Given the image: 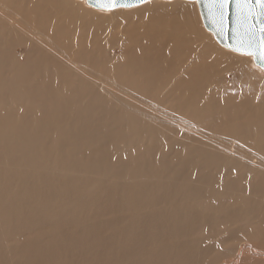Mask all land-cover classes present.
Here are the masks:
<instances>
[{
	"label": "bare ground",
	"instance_id": "1",
	"mask_svg": "<svg viewBox=\"0 0 264 264\" xmlns=\"http://www.w3.org/2000/svg\"><path fill=\"white\" fill-rule=\"evenodd\" d=\"M79 1L84 2L88 7H90L88 9L90 10L89 12H91L90 14H92L90 15L91 17L90 16L84 17V14L78 10L79 4L76 3V1L74 0H0V101L3 104L7 105V103L10 100V104H11L10 105L11 112H9L8 110V117H7L9 121L6 122L7 119L5 121V117L0 116L1 117L0 119V125H1L0 126V160L1 159H4L3 161L6 160L7 163H5V166L8 164L7 165L8 167H10L9 165L13 164L11 163L12 161H15V162L18 161V163L25 161L28 164L33 163L34 167L30 168L29 170L25 168L24 170L26 172L23 175L25 177L24 183H23L24 187H22L21 190L22 189L24 190L22 191L24 193L22 194L23 195L22 199L23 201H25V203L32 199L33 201L35 200L34 203L36 202V205H34V208L28 212L24 211V208H22L24 205V202H21L19 200L20 196L16 194H14L12 197H9L6 200L5 205L2 204V207L4 205L6 206V208L8 207L9 204H12L11 211L9 212L6 211L8 215V217L6 218H12L14 216L18 217L17 223L10 226L9 227L10 232H6V233H15L21 227L22 223L26 220H31L30 226L32 227V229L43 223L54 225V226L51 225L52 227L51 229L49 228L50 230L48 229L49 230L48 238L45 235L46 236L45 242H42V239L40 242L38 241L36 242L35 238L33 239L28 238L27 241L22 244V247H24L27 250V253L25 252L26 254L30 253L29 250H31L32 248H35L38 243L42 246V247L40 246L39 248L41 250L43 248L42 256H40V254L33 255L32 253L29 254L30 256L27 255L26 260L29 263L37 261L38 258H41V260L43 259L46 262L55 261L57 257L61 255V254L56 255L55 253V250L58 249V246L65 244V243L71 244L72 240L76 246H81L82 244H84L83 240L79 239L77 235H76L77 238H75L74 236L73 239L62 236L61 233L64 232L67 234L66 231H69V229H66L65 231H62V230H64V227L69 226L68 223H71V226L73 225L75 227L74 222L77 220L76 217H78V215H80V217H83L79 213H81V211H83L82 209L88 204L90 203L95 204L98 209L104 208L108 206L109 204H113L112 199H114L117 192L120 190V187H118V183L112 184L111 186L105 185L104 179H102L103 177L101 176L102 172L103 171L106 172L107 169L110 170V168L111 170L112 169L115 170L118 167H119L118 169H121L120 166H122L123 168V165H124V168L125 166L131 165L128 161H125V160L124 161L119 160L121 162H116V163L110 160H107V157L104 155L106 153L104 154L96 153L97 154L96 155L94 152L93 154H95V156L94 157L92 156L93 159L88 160L86 162L83 161V158L81 160L76 159V158L73 159L74 156L73 158H71L70 155L84 150L85 146L87 147L90 146V148L92 146H93L92 148H94L95 146V149H97L96 144H99V148L101 146L105 147V144L107 142H113L114 139L120 136H131V138L135 137V133L133 131L134 129H132L131 127L129 131L126 133L122 131L123 124L120 123V118L117 117L118 113H117V116L112 115V120L115 123L112 125H109L108 121H109V117L112 114V107L105 105V108L101 109L98 115H94L93 106H89L86 109L77 108L75 109L74 112L70 111L73 113L71 114L70 118L68 117L69 119L66 118L67 119L66 124H63L62 122V127H64L65 129L63 136L61 135L58 138L54 139L53 138L54 131L52 129H54V127L57 126L61 122L62 118L65 119L64 118L65 113L69 112L68 108H70L69 104H70V100L72 99L71 97H68V95L70 94L74 95L75 94L74 91L66 92L65 94L67 96L65 97L62 96V101H61L62 103L60 105H57L55 108H52V109L49 108V110H45V112H43L41 116L37 117L38 119L35 125L34 124L27 125L25 123L31 116L30 110L26 109L25 112L23 113H17L16 111H14V107L16 106L18 102L17 99H19L21 96L27 95L28 97L32 98L33 100L32 103L35 104V102L36 103L40 102L39 99L41 97L45 95L53 94L56 90H58L59 87L51 86V84L53 83H51V78L49 79V77H52L54 73L55 74L58 73L59 75H61V80H64V82H66L67 80H69L70 72L74 73L77 70H83L84 74H89L88 72L93 71L92 68L91 69L86 68L89 66L86 63L76 60L75 57L72 55L69 56L67 54H64V52L60 50V47L56 44V41L54 40V38H51L48 32L52 31L54 34V37L55 35H57L62 41H67L70 39V36L72 34H75L76 38H78V37H81L83 33L86 34L87 32L90 31L91 39L87 44L83 45V49L80 52V54L82 53V56L79 55L77 58V59L82 60L83 57L86 56L84 55V49L86 50L85 53L87 54V57L88 56L91 57L90 49H92L93 47L92 44H94L96 37L101 32V29L99 27L100 25L104 24L105 21H107L108 22L107 28L103 32L106 34L104 35V37H102L104 40V44L107 45L106 52L108 53L110 51L111 44L114 41H118L116 45L120 48L121 53H122L120 54V64L118 63L119 66H117L115 61L112 63L113 65L116 64L115 67H112V71L114 73H118L123 80H126L131 86L130 87L128 85V87L133 88L131 90L135 89V90L151 93L153 90H156L162 84L166 97L173 95L174 93L175 94L178 93L179 98L177 100L174 99L177 101L178 107L183 108V109L185 108L187 111L191 112L192 115L196 116V119L199 116L201 117V114L204 113V111H208L210 108H212V106L223 108V106L228 104L225 98H221V100L211 99L209 100V102H207L203 106V105H200L201 102L198 103L199 101L196 99V97L198 95L197 92H199L200 87L204 85L207 78L210 77L212 74H217V77H218L221 71L224 70V68L227 65H230L231 63L229 62L230 60H233L232 65H234L237 72L239 73L238 75L239 78H238V81L236 82L238 86H243L246 84L248 86H252V85H255L256 83L255 81H253L255 79L253 78L250 72V69L247 66L245 61H250V59H252L253 61L252 65L254 66L253 68L264 69L255 62L254 56L252 54L239 53L235 50H232L230 48H227L221 45L215 38L214 33L205 27L201 13H200L204 27L208 30V32L212 36L211 43H210V39H207L209 37L206 36L205 32L202 33V35L200 36L203 37V35L205 34L204 35L205 39H207L209 42L206 45L202 46V49H199L198 51L196 50L198 53H195V50H193L190 56V59L188 60L189 62L185 63L184 66L182 65L180 72L177 73L179 75L176 74L177 77L171 80L172 78L169 79L170 78L169 75L175 74L176 71H179L178 70V66H179L178 58L181 55L183 56L187 43L190 41H193V39L196 38V36L198 35L197 33L200 31V28H198V23L200 21L197 23L195 17L193 16V14H191L192 12L190 11L194 7L195 3L196 5H198L197 0H166L167 2H169V3H166V5L164 4L165 2L163 3L161 2V0H148L138 5L121 6V7H117L114 9L97 8V7H94L88 4L86 0H79ZM198 8H199V5H198ZM199 12H200V9H199ZM202 39H200V41ZM214 40H216L222 46V48L226 50H230L231 52L235 54L233 55L230 52L224 51V49L223 50L219 49L220 46L218 47V45L215 47L214 45H212V44H216ZM19 43L24 44V46H26V48L22 46L24 50L26 51L25 60H24L25 64L19 63L20 62L19 57L16 56L14 52L16 49L13 51L11 47L12 45L19 44ZM82 43L83 42L80 41L77 44L78 46L82 47ZM33 45L44 48L45 50L48 51V53H44V54L35 56L34 58L30 59V53L32 52ZM128 49H130V51L133 52L132 55L134 57H130L129 55H127V53L129 52ZM189 52L190 51H187L186 53H189ZM49 53H52L56 57V60H50V58L47 56ZM239 54L242 56H239ZM135 55H140V56L135 57ZM214 56L220 57V59H217ZM243 56H247L250 59L243 57ZM99 64L100 63L98 62L97 65ZM210 65H212L211 68H210ZM34 75H37V76L45 75L46 76V80H44L45 82L41 83V85L34 86L30 82L31 81L30 78ZM19 79H21L20 83H19ZM166 79L167 80L169 79L168 81H170V83L166 84L167 82ZM260 79L262 80L261 77ZM99 80H101V78H99ZM164 81H165V84H164ZM259 82H260L259 85H261V87L257 90V92L261 91V89H264V79ZM94 83L95 84L97 83L96 80L95 81L93 80L92 83H87V86L95 89L97 85H95ZM125 87L127 88L126 85ZM219 88H221V86H219ZM119 90H122V89H119ZM263 93H260V95H262ZM133 96H136V95L133 94ZM143 100L144 99H141L140 101H143ZM262 100L263 101L260 102L259 105L256 106L257 107L256 110L254 111L250 110L248 116L246 117L237 118L238 116L236 112L239 109L237 107L236 108L234 107L235 109L230 110V114H229L230 118H233L235 116L237 119H240L237 121V123L235 122L236 125L234 127H235L236 132H238V134L241 133V136H243L242 138L248 137V139H250L251 137L253 138L255 137L254 139L259 143H264V98ZM173 103H176V102H173ZM252 104L250 100H246L244 105L250 106ZM223 111L225 110L223 109ZM45 113H48V114H45ZM84 114H86L85 118H84ZM124 115H126L125 112H124ZM215 115H216V112H215ZM100 118L103 119V123L99 122L101 121L99 120ZM181 119L182 118H180V120ZM260 120L261 122H259ZM180 127H183V126H180ZM124 130L126 131V129ZM141 132L142 130H139L138 134H136V137L141 135ZM52 138L54 142L52 147H53L54 152L56 153V156L55 158L53 156L52 158L54 159L50 160V162L47 160L48 162L44 164L38 160L39 158L37 156L38 155L41 156L43 152L44 153L46 152L44 151L46 149V144H48V142L51 141ZM48 139L50 140L47 142ZM225 143H227V141ZM261 146L263 148V145ZM227 147L229 146L227 145ZM227 147H225V145L221 146V150H220L222 153L224 152V154L226 155L225 156L224 154L221 153V155L225 156V157L224 156L221 157V158H225L224 159L225 161L230 160L231 157L229 156H232V155H233L232 157H234L233 158L234 160L235 159L238 160L242 158L238 153L239 152L238 149H236L237 151L235 149H232L233 151H231L230 148H227ZM237 147L238 145L234 146V148H237ZM218 149L220 148L218 147ZM250 150L251 151H249L248 153H250L251 155H253L256 152V150L253 148H251ZM262 151H264V149ZM219 153L214 152V150L212 151V150H207V149H203L200 147H191L189 151L187 152L186 156H183V162L184 164H188L190 162L192 163L191 160L195 158L194 155L196 154L200 155L201 157H204V159L207 158L208 160L212 162V160L216 161L215 159H218L219 157L218 155H220ZM136 155H138V153ZM77 157H78V154H77ZM135 157H136L135 159H137L138 156H135ZM233 159H231L230 162L234 161ZM15 162L14 164L16 165ZM34 162H35V165H34ZM249 162L251 161L248 160L247 163ZM18 163H17L18 167H16V170L17 168H19L18 169L19 171H15L13 167H12L13 171H10L12 169H9V172H8V170H6L8 169V167H6V169L3 168L1 170L0 190L3 189L4 185L5 186L8 185L7 182L9 183L13 181L15 178L17 179L20 173L22 175L23 172L20 171L21 169L20 167H22L21 166L22 163H20V167ZM212 163L214 164V162ZM23 164L26 165L25 163ZM58 166H61V168L65 171V173L69 171H73V172L75 171V173L76 171H79L80 173H82V171L84 172V169H89V170L96 172L100 177L98 175H95L94 178L91 179V181L89 182L87 181L88 182L87 185L83 182V179L80 177H76L73 175L69 177V173H66L68 174V175H65L67 177H64L61 174L62 176H59L58 178V177L53 176L54 175L53 173H56L53 171L58 169ZM149 166H151L150 163H149ZM52 167H57V168L53 170ZM58 170L60 173L61 169H58ZM123 170L121 169V171L118 173L123 172ZM64 171L62 172L64 173ZM178 171L176 170V172ZM128 172L130 171H124L125 174H122V176L124 175L126 176ZM115 173H117L116 170H115ZM141 173L142 172H140V174ZM83 175L84 174L82 173V176ZM120 177L121 175H119V178H114L113 176L114 179H118V180L121 179ZM19 178H22V176ZM123 178H126V177H123ZM236 180H239V179H236ZM18 181H20V179ZM115 182H117V180H115ZM122 182H119L120 185ZM237 182L238 181H233L230 178L229 182L227 183L226 192L229 189V190H235V193H238L236 192L238 188ZM124 184L121 186V188L125 189V190L121 189L124 191V195H125L124 197L125 201L123 202H125V204H127L128 206H132V207L137 206L138 202L143 198V195L149 192L150 190H154L156 187V186L150 185L148 182L139 183L140 185H135L134 187H130V188L126 185L127 183L125 184V187H124ZM179 185L181 186V184ZM253 185L255 184H252V186ZM84 186H87L85 188L86 190L87 189L89 190L88 193L86 190L84 192V189H85ZM207 186L209 187V185ZM258 186L259 185H257V187ZM257 187L256 189H259L260 191H264V183L262 185L260 183V186L258 188ZM19 188H20V185H19ZM102 188H104V190L106 191L102 190ZM56 189L58 191H54ZM21 190L18 192L22 193ZM178 190H179L178 187H174L170 190H166L162 194V196H173L176 194ZM246 190L248 189L246 188ZM204 191L205 190H203L202 188H199V189L194 188V190L192 191V194L194 196L197 195L196 197L199 198L201 195H205L203 194ZM224 193H225L224 189H220L217 191V194L219 195H222ZM53 195H56V197H52ZM213 197H217V195ZM93 198H94V201H93ZM98 198L100 200V205L96 201ZM52 199L57 200V201L60 199L63 202V204L65 201L66 202L69 201L68 204L70 205L73 204V205L67 206L64 204L62 206L63 208L59 212H55V210L52 208V203L54 201ZM234 199H232V201ZM232 201L230 203H232ZM181 203L182 204L179 203V206L176 204L178 207L170 210L171 212H169L166 215L171 220V224L173 226L172 230L175 228H178V232H182V230H185V229L187 230L191 227L193 228L197 226L200 223V221L203 219L201 215L202 211H199L195 209L192 205H190L189 200L187 199L183 200L181 201ZM249 207L251 208L250 205ZM229 212H231V209L225 208V213H229ZM260 212H261V215L262 214L264 215L263 211H260ZM146 213H144L145 215H141V214L134 215L133 220H132V223H135L134 228H130V229L127 228L126 230L124 229L120 231L121 237L119 236L120 240H119V243H117V246H116L117 249L114 246L111 247V248L116 249V252L114 255L117 260L121 262H125L127 264H172L173 261L175 260L177 261V264L179 263L183 264L181 263L183 262L182 260H186L191 256H193L194 258H198L197 256H195L194 252L188 248V246L190 245H188L187 242L184 241L180 243L181 248L180 250L178 249L179 252L176 255H174L173 258L171 257L172 258L171 259L168 256V253L170 254L169 251L175 246V244L171 243L169 233L168 232H163V233L152 232L151 230L153 228L152 226L156 225L160 217L161 216L163 217L164 212L161 215L156 212H153L149 215ZM2 214L5 215V212L3 211ZM206 216L209 218L212 217L211 213L206 214ZM237 216L238 215H236L235 217ZM227 217H229L228 214H227ZM251 222H254V221L252 220ZM4 226H6V224ZM69 228L71 229L73 227H69ZM85 232L88 237L94 234L93 229H87ZM166 234L168 235L166 236ZM195 238L196 237H194V239ZM111 240H110V243H111ZM115 240L118 242L117 238L114 239V241ZM244 243L246 247L248 248L250 247L251 249L250 253L252 254V257L257 256L256 258L260 257L262 260L264 259V249L253 247L252 244H251L252 247L248 246L247 244H250V243H246L245 241ZM180 245H178L177 247H180ZM104 246H105V243H102L99 246L98 245L96 246V250L98 251V253L105 254L103 252ZM37 249H34V250H37ZM41 250H38V252H42ZM85 252H88V251L85 250L84 253ZM241 252H238V255L236 254L237 256L234 259H231L228 261L223 260L222 263L219 261L220 264H245L246 260L242 256ZM85 255L87 256V254ZM144 255L148 256V260L147 259L144 260V257H145ZM80 257L82 259L83 256H80ZM198 259L193 260L192 262L199 264L198 261L200 259L199 260ZM117 260H116V263H117ZM2 261H5V260H2ZM192 262L188 261V263H192ZM110 263L112 262L108 261V264Z\"/></svg>",
	"mask_w": 264,
	"mask_h": 264
},
{
	"label": "rangeland",
	"instance_id": "2",
	"mask_svg": "<svg viewBox=\"0 0 264 264\" xmlns=\"http://www.w3.org/2000/svg\"><path fill=\"white\" fill-rule=\"evenodd\" d=\"M74 1H76V3L79 4L78 10L84 14V17L92 15V14H90L91 12H89L90 10L88 9L90 7H88L84 2L79 1V0H74ZM161 2H163V3L165 2L164 3L165 5H166V3H169L166 0H161ZM190 11L192 12L191 14H193V16L195 17L197 23L200 21L198 23V28H200V31L197 33L198 35L196 36V38L193 39V41H190L187 43L185 50H184V54L187 57L183 54V56L181 55L178 58V62H179L178 70L179 71H176L175 74L169 75V77H170L169 79L172 78L171 80H173L175 77H177V75H179L177 73L180 72L182 65L184 66L185 63L189 62L188 60L190 59V56H191L193 50H195V53H198L197 51L199 49H202V46L206 45L209 42L207 39H210V43L212 40L211 34L208 32V30L204 27V25L202 23L199 8H198V5H196V3L194 5V7L192 8V10H190ZM85 22H87V21H85ZM107 25H108L107 21H105L104 24L100 25L99 28L101 29V32H100V34H98V36H97L98 38L96 37L94 44H92L93 45L92 49H90L91 50L90 51L91 57H89V56L87 57V54L85 53L86 50L84 49V55H86V56H84L82 60L77 59V58L79 55L82 56V53L80 54V52L83 49V45L87 44L91 39V32L90 31L87 32L86 34L83 33L81 35V37H78V38H76L75 34H72L70 36V39L67 41H62L57 35H55V37H54V34L52 31H50V32L47 31L50 34L51 38H54V40L56 41V44L60 47V50H62L64 52V54H67L69 56L72 55L75 57L76 60H79V61L86 63L87 65H89L86 68H89V69L92 68L93 71L88 72L89 74H84L83 70H77L74 73L70 72L69 73V80H67L66 82H64V80H61V75H59L57 73L58 74V76H57V74L54 73L52 75V77H49V79L51 78V83H53V84H51V83L50 84L52 87H55V86L59 87L58 90H56L53 94H49V95H45V96L41 97L39 99V101H40L39 103H36L34 101L35 104L32 103V101H33L32 98L28 97L27 95L21 96L19 99H17L18 102H17L16 106L14 107V111H16L17 113H23V112H25L26 109L30 110L31 116L29 117V119L25 123L27 125L28 124L29 125H33V124L35 125V123H37L36 122L38 119L37 117L41 116V114L43 112H45V110H49V108L52 109V108H55L57 105H60L62 103L61 102L62 96L63 97L67 96L65 94L66 92H69V91L73 92L74 91V93H75L74 95H71V94L68 95V97H71L72 99L70 100V104H69L70 108H68L69 112L65 113V116H64L65 119L62 118V120L60 122L61 124L59 123L58 124L59 126L57 125L54 127V129H52L54 131L53 132L54 133L53 138L56 139L61 135L63 136L65 129H64V127H62V122H63V124H66L67 119H69L71 117V114L75 111V109H77V108L86 109L89 106H93L94 107L93 108L94 115H98L99 111L101 109L105 108V105L112 107V114L109 117V121H108L109 125H112L115 123L112 120V115L117 116V113H118L117 117L120 118V123L123 124L122 131L126 133L129 131V129L131 127L132 129H134L133 131L135 133V137L131 138V136H120L121 138L118 137V138L114 139L113 142H107L105 144V147L101 146L99 148V144H96L97 149H95V146H94V148H92L93 146L91 148H90V146H88V147L85 146L86 149L84 148V150H82V151L71 154L70 157L73 158V156H74L73 159L76 158L79 160H81L83 158V161L86 162L88 160L93 159V157L95 156L96 153L97 154L106 153L104 155L107 157V160H110L114 163L121 162L119 160L128 161L131 164V165L128 164L130 166H125V168H124V165H123V168H122V166H120L122 170L124 169L123 172L118 173L121 171V169H118L119 168L118 167L115 169L118 173L117 174V173H115L114 169L111 170V168H110V170L107 169L106 172L103 171L102 175H101L103 177V178L102 177L101 178L104 179L105 185L111 186L112 184L118 183V187H120V190L117 192L114 199H112L113 204H109L108 206H106L104 208L98 209L95 204L90 203L82 209L83 211H81V213H79L83 217H80V215H78V217H76L77 222L76 221H75L76 223L74 222L75 227L73 225L71 226V223H68L69 226L64 227V230H62V231H65L66 229H69V231H66L67 234L62 232L64 235L62 233H61V235L64 237L72 238V239L74 238V236H75V238H77V236H78L79 239L83 240L84 244L81 245L82 247L76 246L72 240L71 244L70 243L62 244V245L58 246V249L55 250L56 255L61 254L59 257H57V259H56L57 261L55 260L53 262L52 261L46 262L43 259L41 260V258H38L37 261L29 263L26 260L27 255L30 256L29 254L32 253L33 255L34 254H40V256H42L43 248L41 250L39 248L41 245L38 243L39 245L37 244V246L35 248H32V249L30 248L31 249V250H29L30 253L26 254L27 250L24 247H22V244L24 242H26L28 238H32V239L35 238L36 242L37 241L40 242L42 239V242H45L46 236L48 238L49 230L54 225L51 224L52 225L51 226L48 223H43V224H40V225H38L32 229V227L30 226L31 220H26L22 223L21 227L15 233H6V232H10L9 227L16 224L18 221L17 216H14L12 218H6V217H8L7 212L11 211V209H12V204H9L7 208H6V206H4L6 204V200L9 197H12L14 194L19 195L20 196L19 200L21 202H24V205L22 208H24V211H26V212L32 210L34 208V205H36V202L34 203L35 200L33 201V199L25 203V201H23V199H22L23 198L22 194H24L22 191H24V190L23 189L21 190V188L24 187L23 183H24L25 177L23 175H24V173H26L24 171L25 168H27L29 170L30 168H32L34 166H33V163L28 164L25 161H23V162L19 161L20 163H22L21 164L22 167H20V163H18V161H16V162L12 161L11 162V160H10L11 163H13V164H14V162L16 163V165L14 164L15 166L13 164H12L13 166L9 165L11 167L10 168L7 166L8 164L5 166V163H7V161L6 160L3 161L4 159H1L0 163H2V164H0V172L3 168L6 169V167H8V169H6V170H8V172H9V169H12V167H13V169H15V171H19L18 170L19 168H17V170H16V167H18V165H17V163H18L19 167L21 168L20 171H22L23 173H22V175H21V173L19 175V177L22 176V178L17 177V179L16 178L14 180L12 179L13 181H11L9 183L7 182L8 185L7 186L4 185L3 189L0 190V211H2V212L4 211L5 215H6L5 216L2 214V212H0L1 213L0 214V236H1L0 237V255H1L0 256V264H2V263H4V264H10V263L11 264H108V261L112 262L110 264H119V262H120V264H127L125 262H121V261L117 260L115 258V255H114L116 252V249H117V247H116L117 243H119V240L121 237L120 231H122L124 229L126 230L127 228L128 229L134 228L135 223H132L134 215L135 214L145 215L144 213H146V212H147L146 214H148V215L153 213V212L159 213L161 215L164 212L163 217L162 216L160 217L159 221L156 223V225L152 226L153 228L151 230H152V232H160V233L168 232L169 233L171 243L175 244V246H176V247L174 246L169 251L170 254L168 253V256L170 258L171 257L173 258V256L179 252V250L181 248L180 243L186 241L187 244L190 245V246H188V248L191 249L194 252L195 256H197L200 259L199 260L198 258H194L193 256H191L186 260H182L183 262H181V263H183V264H198V263L192 262L193 260H196V259L199 260L198 261L199 264H220V262L222 263L223 260L228 261V260L236 258V256L238 255V252H241V251H242L241 252L242 256L246 260L245 264H264V259L262 260L260 257L256 258L257 256L252 257V254L250 253V251H251L250 247L249 248L246 247L245 243H244V241H245L246 243H250V244H247L248 246L252 247V245H253V247H258V248L264 249L263 248L264 247V222H263L264 221V215L263 214L261 215V212H260V211L264 212V201H263L264 200V191H260L259 189H256L257 185L260 186V183H261V185L264 183V161H263L264 160V151H262L264 149V143L257 142L254 139L255 137L254 138L251 137L250 139H248V137L242 138L243 136H241V133L238 134V132H236L235 127H234L236 125L235 122L237 123V121L240 120L237 118H242V117L248 116L250 110H252V111L256 110V108H257L256 106L259 105V103L263 101L262 99L264 98V93H263L264 89H261V91H259V92H257V90L261 87V85H259V83H260L259 81H262L264 79V69L253 68L254 66L252 65L253 64L252 59L248 58L247 56H243V57L250 59V61H245V62L247 64V66L249 67L253 78L255 79L253 81H255L256 83H255V85H252V86H248L247 84L243 85V86H238L236 82L238 81L239 73L237 72L234 65H232L233 60H230L229 61V62H231L230 65H227L224 68V70L221 71V73L218 77H217V74H212L210 77H208L207 80L205 81L204 85L202 87H200L199 92H197L198 95L196 94L197 95L196 99L199 101L198 103L201 102L200 105H203V106L207 102H209V100H211V99L221 100V98H225L226 101L228 102V104L223 106V108L217 107V106H212V108H210L208 110L209 112L204 111V113L201 114V117L199 116L196 119V116L192 115L191 112L187 111L185 108H184L185 109L184 110L183 108L178 107L177 101H176L179 98L178 93H176V94L174 93L173 95L166 97L162 84L156 90H153L151 93L150 92L148 93L145 91H139V90H135V89L131 90L133 88H130L131 86L129 85V83L126 80H123L118 73H114L112 71V67H115L116 64H117V66H119L120 54H122V53H121L120 48L116 45V43H118V41H114L111 44L110 51L108 53L106 52L107 45L104 44V40L102 37H104V35L106 34L103 32L106 30ZM204 32H205L206 36H208L209 38L206 37L207 39H205V36H204L205 34L203 35V37L200 36ZM200 39H202V40L200 41ZM80 41L83 42L82 47L78 46V44H77ZM202 41H203V43H202ZM214 41L216 44H212V45H214L215 47L218 45V47L220 46L219 49H221V50L224 49L216 40H214ZM20 44L21 43L15 44V45H12L11 47H12L13 51L16 49L14 52H15L16 56L19 57V61H20L19 63L25 64L24 60H25L26 51L22 47V46H24V44H21V45ZM24 47L26 48V46H24ZM85 47H86V45H85ZM97 48H98V50H97ZM128 50H129V52L127 53V55H129L130 57H134L132 55L133 52H131L130 49H128ZM187 51H190L189 52L190 54L186 53ZM224 51L230 52L233 55L235 54V53L231 52L230 50L224 49ZM44 53H48V51L42 47H38L36 45H33L32 52L30 53V59L34 58L35 56H39L41 54H44ZM47 56L50 58V60H56V57L52 53H49ZM136 56H140V55H135V57ZM239 56H242V55L239 54ZM214 57L217 59H220V57H217V56H214ZM114 61L116 64L113 65L112 63ZM98 62L100 63L99 65H97ZM211 67H212V65H210V68ZM260 77L262 78V80L260 79ZM99 78H101L102 81L99 80ZM30 79H31L30 82L34 86H37V85H41V83L45 82L44 80H46V76L45 75H41V76L34 75ZM20 80L21 79H19V83H20ZM93 80L94 81L96 80V82L98 83V84L94 83L95 85H97V87L95 89L87 86V83H92ZM168 80L166 79V81H167L166 84L170 83V81H168ZM115 82H116V84H115ZM21 83H23V82H21ZM100 83H102L103 85ZM124 84L127 86V88L125 87ZM164 84H165V81H164ZM128 85L130 87H128ZM219 86H221V88H219ZM118 88L122 89V90H119ZM260 93H263V94L260 95ZM133 94L136 95L137 98H136V96H133ZM138 94L139 95L142 94V95L139 96ZM143 95H144V97H143ZM98 97H99V99H98ZM139 97L141 99H144V100L140 101L141 99ZM174 99H176V100H174ZM246 100H250L251 104L252 103L253 104L250 106H245L244 104H245ZM107 101H109V102H107ZM146 101H147V103H146ZM173 102H176V103H173ZM10 105H11L10 100L7 103V105L3 104L0 101V116L5 117V121L8 117V110H9V112H11ZM159 105H160V107H159ZM151 106H153V107H151ZM234 107L239 108L236 112L238 117L236 118L234 116L233 118H230V116H229L230 110L235 109ZM216 108H217V110H216ZM223 109L226 112L223 111ZM70 111H73V112H70ZM124 112L126 115H124ZM215 112H216V115H215ZM45 114H48V113H45ZM168 114H169V116H168ZM243 114H244V116H243ZM85 117H86V114H84V118ZM180 118H182V119L180 120ZM0 119H1V117H0ZM99 120H101V121H99L100 123L101 122L103 123V119L100 118ZM8 121H9V119H7L6 122H8ZM259 122H261V120ZM134 123H135V125H134ZM135 126H136V128H135ZM180 126H183V127H180ZM124 129H126V131ZM200 129H202V130H200ZM139 130H142L141 135L136 137V134H138ZM53 138L51 140L52 142L49 141L50 139L47 140V142L49 141L50 143L48 142V144H46V149L44 150L46 152L44 153L42 150L43 154H45V155L42 154L43 156L42 155L37 156L39 158L38 160L44 164L48 161L50 162V160L54 159L56 156V153L54 152L53 147H52L54 144ZM226 141H227V143H225ZM210 143H211V145H210ZM226 144L229 147H227ZM224 145H225V147L230 148L231 151H233L232 149H235V150L238 149L239 150L238 153L242 158L238 159V160L237 159L234 160L233 159L234 157H232L233 156L232 155L229 157H231V159H233L234 161L230 162L231 159L225 161L224 160L225 158H221L225 154H224V152L222 153L220 151L221 146H224ZM237 145H238V147L234 148V146H237ZM261 145H263V148ZM210 146H212V147H210ZM191 147H200V148L212 150V151L214 150V152H218V153L220 151V153H219L220 155H218L219 156L218 159H215L216 161L212 160V162H214V164L210 160H208L207 158H205L206 159L205 160L204 157H201L198 154H196L197 156L194 155L195 158L193 160H191L192 163L190 162L188 164H184L183 156H186L187 152L189 151V149ZM218 147L220 149H218ZM251 148L256 150V152L253 154L254 156L251 155L250 153H248L249 151H251L250 150ZM146 151H148V152H146ZM94 152H95V154H93ZM137 153H138V155H136ZM196 153H198V152H196ZM221 153L224 155H221ZM77 154H78V157H80V158L77 157ZM84 155H85V157H84ZM228 155H230V154H228ZM53 156H54V158H52ZM135 156H138L137 159H135L136 158ZM180 157H181V159H180ZM138 158H140V159H138ZM248 160H250L251 162L247 163ZM209 162H210V164H209ZM216 162H218V163H216ZM23 163H25L26 165H24ZM149 163L151 166H149ZM30 165H32V166H30ZM34 165H35V162H34ZM142 166H144L145 168ZM147 166L149 167V169ZM38 168H40V167H38ZM56 168L57 167H52L53 170ZM202 168H203V170H202ZM13 169L10 171H13ZM58 169H61L60 173H59ZM58 169H56L58 171H56V170L53 171V172H56V173H53L54 174L53 176L59 178V176L63 175L64 177H67L65 175H68L66 173H69V177H71L73 175V176L82 178L83 182L86 185L89 181H91V179L94 178L95 175H98L96 172L89 170V169H84V172L82 171V173L84 174L83 176H82V173H80L79 171H76V173H75V171L74 172L69 171V172L65 173V171L61 168V166H58ZM135 170H136V172H135ZM176 170L177 171L179 170V171L176 172ZM62 171H64V173ZM124 171H130L131 173L128 172V174L126 176L125 175L122 176V174H125ZM139 171L142 173L140 174ZM37 172H39V171H37ZM50 173H52V172H50ZM119 175H121V177H120L121 179H119V180L114 179V178H119ZM113 176H114V178H113ZM123 177H126V178H123ZM180 177H181V179H180ZM230 178L233 181H238L237 182L238 188L236 190V192H238V193H235V190H229L228 189V191H227L228 194H227L226 187H227V183L229 182ZM19 179H20V181H18ZM182 179H183V181H182ZM236 179H239V180H236ZM115 180H117V182H115ZM121 180L123 182L125 181L124 183L125 184L127 183L126 185L129 188L134 187L135 185H140L139 183H146V182H148L150 185H153L156 187L154 190H150L149 192L144 194L143 198L139 201L140 203L138 202L137 206L132 207V206H128L127 204H125V202H123V201H125L124 200L125 195H124V191L121 190L124 188H121V186L124 183ZM187 180H189V181H187ZM224 181H225V183H224ZM119 182H122L121 185ZM155 182H156V184H155ZM128 183H129V185H128ZM125 184H124V187H125ZM179 184H181V186ZM252 184H255V185L252 186ZM19 185H20V188H19ZM207 185H209V187L211 189ZM250 185L252 186V188ZM205 186H206V188H205ZM215 186H217V187H215ZM85 187H87V186H84V188ZM174 187L179 188V190L176 192L175 195H173V196H162V194L166 190H170ZM181 188H183V189H181ZM194 188L195 189L202 188L203 190H205L203 193L205 195H201L199 198H197L196 197L197 195L194 196L192 194V191L194 190ZM246 188L248 190H246ZM126 189H127V187H126ZM220 189L225 190V193L222 194L223 197H222V195L217 194V191ZM20 190L22 193L18 192ZM85 190H86V188L84 189V192H85ZM102 190H104V188H102ZM54 191H58V190L56 189ZM86 191H87V193L89 192L88 189ZM104 191H106V190H104ZM104 191H103V193H104ZM209 192H211V193H209ZM250 193L252 194V196ZM121 194H122V196H121ZM216 195L218 198L213 197ZM99 196H101V195H99ZM52 197H56V195H53ZM71 197H73V196H71ZM186 199L189 200L190 205H192L195 209L202 211L201 215H202L203 219L200 221V223L197 226H195L193 228L191 227L187 230L186 229L182 230V232H178V228H175L172 230L173 226L171 224V220L166 215L169 212H171L170 210L178 207L179 203L182 204L181 201L186 200ZM232 199H234L233 201H235V202H233ZM52 200H54V199H52ZM93 201H94V198H93ZM96 201L100 205L99 198ZM231 201H232V203H230ZM30 202H32V203H30ZM68 202L69 201H67V202L65 201L64 204L67 206L70 205V204H68ZM251 202H252V204H251ZM2 204H4L3 207H5V208L2 207ZM64 204L60 199L58 201L54 200L52 203V208L55 210V212H59L63 208L62 206ZM72 205L73 204H71L70 206H72ZM114 205H116V206H114ZM125 205H127V206H125ZM139 205H140V207H139ZM249 205L251 206V208L249 207ZM225 208L231 209V212L225 213ZM208 213H211L212 217H210V218L207 217L206 214H208ZM227 214L229 215V217H227ZM233 214L235 216L236 215H238V216L235 217ZM239 214H241V215H239ZM239 216H240V218H239ZM232 217H234V218H232ZM234 219H235V221H234ZM252 220L254 222H251ZM234 222H236V223H234ZM259 222H260V224H259ZM5 224H6V226H4ZM243 225H244V227H243ZM1 227H3L4 229ZM69 227H73V228L70 229ZM6 228H7V230H6ZM86 228L87 229H93L94 234L92 236L90 235L88 237L86 235V232H85L87 230ZM234 234H235V236H234ZM167 235L168 234H166V236ZM42 236H43V238H42ZM111 236H112V238H111ZM193 236L196 238L194 239ZM116 238L118 239V242L116 240H115L116 242L114 241V239H116ZM245 238H246V240H245ZM110 240H111V243H110ZM102 243H105V246L103 249V252L105 254L98 253V251L96 250V246L97 245L99 246ZM178 245H180V247H177ZM113 246L116 247V249L111 248ZM61 247H63V248H61ZM76 247H78V248H76ZM34 249H37V250H34ZM38 250H41L42 252H38ZM85 250L88 252L84 253ZM31 251H33V252H31ZM83 253H84V255H83ZM85 254H87V256ZM100 254H102V255H100ZM22 256L24 259L22 258ZM80 256H83L82 259ZM144 256H145L144 260H146V259L148 260V256H146V255H144ZM1 259L5 260V261H2ZM105 259H107L108 261ZM110 259H112L114 261H112ZM116 260H117V263H116ZM188 261L192 262V263H188ZM172 264H177V261L174 260Z\"/></svg>",
	"mask_w": 264,
	"mask_h": 264
},
{
	"label": "water",
	"instance_id": "3",
	"mask_svg": "<svg viewBox=\"0 0 264 264\" xmlns=\"http://www.w3.org/2000/svg\"><path fill=\"white\" fill-rule=\"evenodd\" d=\"M103 9L134 6L148 0H86ZM205 27L217 41L239 53L252 54L264 68V0H197Z\"/></svg>",
	"mask_w": 264,
	"mask_h": 264
}]
</instances>
